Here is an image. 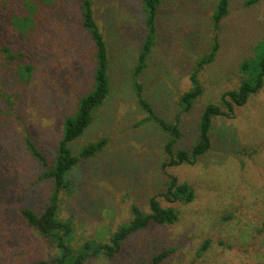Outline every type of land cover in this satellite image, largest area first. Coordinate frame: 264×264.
I'll return each instance as SVG.
<instances>
[{"label":"rangeland","instance_id":"1","mask_svg":"<svg viewBox=\"0 0 264 264\" xmlns=\"http://www.w3.org/2000/svg\"><path fill=\"white\" fill-rule=\"evenodd\" d=\"M217 1L161 0L156 41L139 80L145 98L168 121L190 87L191 69L211 47ZM244 1L229 0L219 49L199 73L203 93L181 115L176 149L192 146L204 106L219 104L222 93L239 86L240 64L254 55L264 35V0L249 6ZM78 2H39L36 28L26 38L13 19L23 12L22 0H0V264L48 262L57 253L16 207L40 212L54 185L50 179L30 184L43 166L24 138L52 159L66 117L93 88L94 47ZM92 11L106 43L110 89L92 124L69 147L77 154L89 142L108 141L67 175L73 190L61 194L58 215L72 221V246L108 242L130 220L132 205L148 211L149 198L165 190L169 175L190 185L194 197L188 203L158 197L162 206L178 211L176 222L131 234L113 259L100 254L82 264H264V86L231 115L213 120L211 146L194 164L163 168L169 135L155 122L140 121L146 114L132 88V68L146 34L142 1L93 0ZM4 46L24 52L23 58L8 63ZM28 64L33 69L22 80L15 69ZM162 251L169 253L154 263Z\"/></svg>","mask_w":264,"mask_h":264},{"label":"trees","instance_id":"2","mask_svg":"<svg viewBox=\"0 0 264 264\" xmlns=\"http://www.w3.org/2000/svg\"><path fill=\"white\" fill-rule=\"evenodd\" d=\"M78 11L81 17L82 27L87 31L94 47V72L93 88L83 95L77 105V110L68 115L63 123L62 136L59 139L55 154L52 159L47 158L32 142L29 137L24 138L26 149L30 155L39 162L43 169L34 182L39 183L44 179H50L54 183L49 195V201L40 212L17 206L16 211L24 222L36 231L47 242L57 249L56 256L50 261H41L36 264H82L84 261L100 254L108 259L121 250L125 240L133 233L148 228L152 224L168 225L173 224L178 219V211L171 206H162L158 197L169 202L188 203L194 197V191L185 182H178L177 177L169 175L165 183V190L159 194L151 196L148 200V211L131 206V218L128 222L119 225L109 236V241L105 243L86 241L79 247H73L71 239L74 231L72 221L61 219L58 215L61 201V194H70L73 190L71 180L67 177L80 159L90 158L97 155L107 143V138H99L89 142L73 154L69 144L84 134L86 129L92 124L95 111L101 107L109 93V75L107 48L103 34L100 32L98 24L92 11L93 0H78ZM146 13V34L141 43V49L137 57L136 64L132 68V88L139 107L145 112V116L140 120L143 122H155L161 130L169 135L168 141L164 145V152L167 156L163 163V168L178 166L181 164H194L196 160L211 146L210 131L213 120L218 116H229L235 107L246 104L249 98L258 93L264 86V35L253 48L254 55L245 59L240 64L243 76L236 89L222 93L220 103H208L202 109L197 121V136L189 149H176L174 146L181 136L179 128L181 115L188 113L194 101L203 93V87L199 81V73L205 65L211 63L219 49L218 30L221 21L226 17L229 10V0H218L212 15V41L207 53L198 58L189 74L190 87L181 93L177 100L179 111L172 121H168L158 115L148 99L145 98L143 85L139 80L141 74L147 67V60L152 52L156 41V16L161 0H141ZM258 0H245L244 5L249 6ZM39 2L51 4V0H22L23 12L15 13L13 19L18 31L26 38H30L31 31L36 28L35 15L38 12ZM2 52L8 63H16L23 58L24 52L15 54L8 46L2 47ZM32 64L17 66L15 71L19 77L27 79ZM28 183L22 185L23 187ZM205 241L203 249L206 248ZM169 251H162L153 257V262L161 261Z\"/></svg>","mask_w":264,"mask_h":264}]
</instances>
